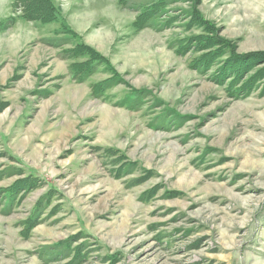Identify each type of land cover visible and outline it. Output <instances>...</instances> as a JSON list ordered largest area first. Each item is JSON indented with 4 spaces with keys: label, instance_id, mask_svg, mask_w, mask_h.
<instances>
[{
    "label": "rangeland",
    "instance_id": "374dc122",
    "mask_svg": "<svg viewBox=\"0 0 264 264\" xmlns=\"http://www.w3.org/2000/svg\"><path fill=\"white\" fill-rule=\"evenodd\" d=\"M52 1L122 80L92 97L110 71L74 81L61 24L27 21L0 0V22L14 17L0 32V264H264V59L231 96L214 79L228 56L200 72L190 62L208 49L172 47L212 34L240 57L264 52V0L173 3L161 31L135 30L136 11L117 0ZM193 8L202 24L192 27ZM16 170L45 183L9 199Z\"/></svg>",
    "mask_w": 264,
    "mask_h": 264
},
{
    "label": "trees",
    "instance_id": "16d2710c",
    "mask_svg": "<svg viewBox=\"0 0 264 264\" xmlns=\"http://www.w3.org/2000/svg\"><path fill=\"white\" fill-rule=\"evenodd\" d=\"M131 1L132 0H117L118 4L122 8H127L129 10L136 11V15L132 20L133 28L135 30L152 28L154 30L161 31L163 29H167L175 18V16L166 17L165 14L162 19L161 17L164 15V13H166L164 12L165 8H167L173 3L181 2L183 0H149L146 3L137 4H131ZM191 1L195 2V4L197 3V0ZM14 8L15 10H18L20 12L19 15L27 21L40 23H49L56 21L61 24L60 30L57 33L63 34L65 37L64 39H69L73 41L70 47L68 46V48H63L60 51L59 56L62 59L69 61L68 70L70 72L71 78L74 81L83 82L100 69L104 71H110L109 77L92 83L90 85V94L92 95V97H102L105 95L107 90L112 89L113 87L121 83L122 78L120 77L118 71L111 64L109 58L97 51L94 47L86 44L79 34H77L73 29L69 28L66 25L64 21L65 18L62 15L61 10L52 0H15ZM193 13V19L191 18L192 16H190L191 21L188 25L193 27L195 25L198 26L202 24V17L199 15L196 8H193ZM13 21V16H11L6 22L1 21L0 32L7 30L13 24ZM202 27L205 29L203 32H207L210 27V24L207 23L205 25H202ZM60 40H62L63 42H60ZM69 40L64 41L63 39L58 40L52 38L47 40L46 43H48V45L50 46L60 48L65 44H69ZM179 41L180 42L178 44L176 43L172 46L178 54H184L189 50L199 52L208 49L206 52H202L201 55H198L193 58L190 62V67L200 72H204L210 67H212V65L215 63L214 61L216 60V58L220 60L222 55L225 57L228 56L223 60H220L222 61L223 65L217 71V74L214 75V79L220 84H224L225 81H228L225 88L230 91L229 94L231 96L239 95L248 88V85L251 84V78H249L248 80H244L245 82H242L241 77L243 76V73H245L248 67L251 64L253 65L259 57H263L264 59V52L251 53L244 57L235 55L232 53L234 52L233 50L226 47V44H229L230 42L217 38V36H213L212 34H191L190 36H187ZM222 43H224L225 45ZM238 84H240L241 86H238ZM133 92L137 94L136 97L138 99H140L139 97L144 98L146 96L144 95V92L142 90H133ZM121 101L123 105H127L133 108L137 107L135 105H139L140 103L136 100L134 102H132L131 100ZM114 151L115 150L111 148L109 149L110 153L113 152L111 154L112 156L115 155ZM120 159H123V157L120 156ZM124 163L126 169L128 171L133 172L134 168H131L132 165L128 163V161ZM13 173L22 175V177L16 180L14 184H12L9 188L5 190V193L6 195H8L9 199H12L15 194H17L20 198L22 197V195L33 190L38 185L45 183L44 178L36 174H25L21 170H16ZM141 175L142 176H140L137 181L146 177L145 174ZM50 195L51 192L47 194V198L45 197L42 200V206L45 202L49 201ZM148 195H150V192L144 193L142 197L147 198ZM39 209V206L38 208L36 207L34 211L35 213H33L31 217H29L28 219H26L25 222H23L25 227L21 231V234L23 236L26 235L29 229L36 225L38 216L37 212ZM67 247H70V245L68 244ZM50 249H46V255H51L52 253H55L54 248L53 250ZM74 249L80 250V247H76Z\"/></svg>",
    "mask_w": 264,
    "mask_h": 264
}]
</instances>
